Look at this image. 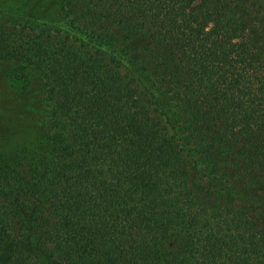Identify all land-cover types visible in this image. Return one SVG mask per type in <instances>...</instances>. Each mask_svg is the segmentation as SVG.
I'll use <instances>...</instances> for the list:
<instances>
[{
    "label": "trees",
    "instance_id": "obj_1",
    "mask_svg": "<svg viewBox=\"0 0 264 264\" xmlns=\"http://www.w3.org/2000/svg\"><path fill=\"white\" fill-rule=\"evenodd\" d=\"M0 62V264H264V0H0Z\"/></svg>",
    "mask_w": 264,
    "mask_h": 264
},
{
    "label": "rangeland",
    "instance_id": "obj_2",
    "mask_svg": "<svg viewBox=\"0 0 264 264\" xmlns=\"http://www.w3.org/2000/svg\"><path fill=\"white\" fill-rule=\"evenodd\" d=\"M6 20H12V18L10 17H5ZM8 67V63L4 62H0V74L3 73L6 68ZM9 85L10 83L8 82V80L6 81H1L0 80V100L3 98L4 93L2 92L3 89H9ZM3 119H0V128H2V126H5V129H7L5 134H1L0 131V151L4 152L5 154H8L11 152V150H13V148L15 147V144L17 142H25L26 138H22V135H24L23 133H20L21 135H17L14 136L17 130V126H21V124L19 123L20 121L17 119L16 120V125H12V127H10L9 125H7L4 121H2ZM20 128V127H19ZM12 133H11V132ZM10 132V133H8ZM19 138V139H18Z\"/></svg>",
    "mask_w": 264,
    "mask_h": 264
}]
</instances>
